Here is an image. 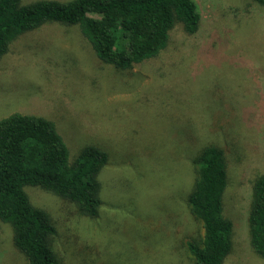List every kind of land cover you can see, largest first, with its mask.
I'll return each instance as SVG.
<instances>
[{"label": "rangeland", "instance_id": "obj_1", "mask_svg": "<svg viewBox=\"0 0 264 264\" xmlns=\"http://www.w3.org/2000/svg\"><path fill=\"white\" fill-rule=\"evenodd\" d=\"M197 3V33L176 23L159 55L126 70L101 61L78 25L58 22L21 34L0 58V119L19 112L53 120L70 162L89 145L108 154L95 217L25 187L56 226L60 264H195L188 242L202 238L203 227L189 194L208 144L227 160L224 214L234 232L225 264H264L247 220L253 182L264 172V6ZM0 264H29L1 220Z\"/></svg>", "mask_w": 264, "mask_h": 264}, {"label": "trees", "instance_id": "obj_2", "mask_svg": "<svg viewBox=\"0 0 264 264\" xmlns=\"http://www.w3.org/2000/svg\"><path fill=\"white\" fill-rule=\"evenodd\" d=\"M252 1L264 6V0ZM201 19L197 0H0V58L21 34L58 22L78 25L101 61L126 70L159 55L176 23L195 34ZM107 163L108 154L93 145L70 162L69 148L49 118L17 112L0 119V220L12 226L14 244L29 264L60 259L53 246L56 226L46 210L32 204L25 187H41L95 217L102 204L99 175ZM195 168L189 207L203 236L190 240L188 250L195 264H225L234 226L224 214V150L205 145ZM247 220L251 246L264 259V172L253 182Z\"/></svg>", "mask_w": 264, "mask_h": 264}]
</instances>
